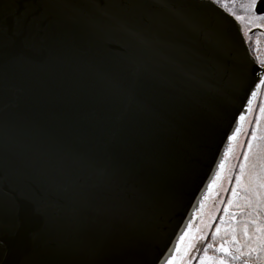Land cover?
Wrapping results in <instances>:
<instances>
[{
  "label": "water",
  "instance_id": "95a60500",
  "mask_svg": "<svg viewBox=\"0 0 264 264\" xmlns=\"http://www.w3.org/2000/svg\"><path fill=\"white\" fill-rule=\"evenodd\" d=\"M254 68L214 0H0V264H166Z\"/></svg>",
  "mask_w": 264,
  "mask_h": 264
},
{
  "label": "rangeland",
  "instance_id": "374dc122",
  "mask_svg": "<svg viewBox=\"0 0 264 264\" xmlns=\"http://www.w3.org/2000/svg\"><path fill=\"white\" fill-rule=\"evenodd\" d=\"M223 2L228 4L226 9L229 11L234 9L237 15H244L243 10L239 8L238 4L233 5L231 0H223ZM240 23L246 36H248V32L253 28L259 27L264 30V27L260 26L264 25V21L249 22L246 20L244 22L240 21ZM257 34L259 35V33ZM260 36V47L264 51V34ZM257 119L260 122L262 121V124L255 131V142L253 141L252 143L250 141L249 143L251 151H249L248 142L245 144L248 134L244 133L237 140L230 162L220 175L217 186L212 192V199L207 208L203 210L202 217L197 223L196 230L192 236L196 237L195 247L192 248L188 256L184 257L185 264H187L188 260H191L192 264L196 260V248L203 243V239H199V237L214 235L216 237L215 247L219 248L222 241L227 242L231 240L233 228L236 229V239L240 241L239 246H231L232 256H235L236 259L224 256L222 253L219 256H211L223 257L227 260L228 264H264V233L256 231L257 225L264 227V223L262 222L264 219V202H262L264 201V189L258 186L259 177L264 175V173H261V162L264 161V115L259 114L255 116L253 113L250 114L248 121L250 128L248 130L253 135ZM245 154L248 155V162L244 169V176L241 178V187L237 188V197L233 199L232 189L236 188V177L240 176V167L245 164ZM245 187L248 188V191H245ZM256 193H260L261 195L258 197ZM244 197H248L251 200V204H248ZM230 200L233 201L231 207L228 205ZM225 209H227V213ZM233 214H235L234 218ZM252 220L255 223H251L250 221ZM246 221H248V237L250 239L245 238L242 231ZM217 227L221 228L219 235H216ZM192 237H190L187 244L190 243ZM225 246L227 247L228 244L226 243ZM237 247H239V251H236ZM180 256H184V254ZM195 264L198 263L195 262Z\"/></svg>",
  "mask_w": 264,
  "mask_h": 264
},
{
  "label": "snow or ice",
  "instance_id": "6c2138e0",
  "mask_svg": "<svg viewBox=\"0 0 264 264\" xmlns=\"http://www.w3.org/2000/svg\"><path fill=\"white\" fill-rule=\"evenodd\" d=\"M214 3L221 5L225 8L228 7V4L226 2H223V0H214ZM231 3L233 5L239 6L240 9L243 10L244 15H237L236 11L234 9L230 10V14L235 17L237 21H249V22H255V21H264V15H257L258 10L264 11V0H231ZM261 27H264V25H260ZM264 70V60L259 61V68H254L253 72L254 74ZM264 86V77L259 78V83L256 85L257 89ZM252 96H256V92H252ZM249 105H251V100L248 101ZM261 114L264 115V107L261 108ZM241 120L244 119V116L240 117ZM237 132L239 129L236 130ZM235 133L229 137V140H234ZM255 139V137H253ZM249 151H251V145H249ZM245 164L241 165L240 167V176L236 177V188L232 189V197L235 199L237 197V188L241 187V178L244 176V169L248 162V155L245 154L244 156ZM254 166V165H253ZM220 168L224 167L223 162L219 165ZM261 173H264V161L261 162ZM258 186L261 189H264V175H261L259 177ZM245 191H248V188L245 187ZM256 195L259 197L261 194L256 193ZM244 199L247 201L248 204H251V200L248 199V197H244ZM264 202V201H262ZM233 201L230 200L228 202L229 207L232 206ZM225 212L227 213V209H225ZM235 214H233L234 218ZM251 223H255L254 220L250 221ZM243 234L245 238L250 239L248 237V221L244 223L243 226ZM256 231L258 233H264V227L257 225ZM221 232V228H216V235H219ZM191 235V225L188 226L187 230L182 232L179 236V239L177 241V244L175 248L172 250V254L170 255L169 259L167 260L166 264H185L184 257L188 256L191 252L192 248L195 247V240L196 237H192V240L188 244L187 249L184 251V256H180L179 253L181 252V248L184 245V242L186 239H188ZM199 239H206V237H199ZM213 240H215V236L213 237ZM226 243L228 246L226 247ZM240 241L236 239V229L233 228L232 230V238L230 241L224 242L222 241L219 245V248L216 249L217 252L224 254V256H229L232 259H236L235 256H232V245L239 246ZM213 248V243H208L206 247L203 248L204 255L199 259V264H228L227 260L223 257H215V256H209L208 250ZM236 251H239V247L236 248ZM187 264H192L191 260L187 261Z\"/></svg>",
  "mask_w": 264,
  "mask_h": 264
},
{
  "label": "flooded vegetation",
  "instance_id": "af4514ba",
  "mask_svg": "<svg viewBox=\"0 0 264 264\" xmlns=\"http://www.w3.org/2000/svg\"><path fill=\"white\" fill-rule=\"evenodd\" d=\"M255 54H256V56H257V58H264V55H263V53H261V52H258V53H256V51H255ZM260 58H259V60H260ZM260 95H261V93H260ZM259 95V96H260ZM247 118V117H246ZM246 118H244V121H245V123H244V127H243V129H242V131H241V134L244 132V129H245V126H246ZM261 124H262V121L260 122V127H261ZM259 131H260V128H259ZM258 134H259V132H258ZM258 134H257V136H258ZM256 136V137H257ZM256 139V138H255ZM254 142H255V140H254ZM259 142V141H258ZM257 146V145H256ZM210 198L212 199V194H211V196H210ZM263 223H264V219H263V221H262ZM200 246V245H199ZM199 246L196 248V251H195V253L196 252H199ZM200 248H201V246H200Z\"/></svg>",
  "mask_w": 264,
  "mask_h": 264
},
{
  "label": "trees",
  "instance_id": "16d2710c",
  "mask_svg": "<svg viewBox=\"0 0 264 264\" xmlns=\"http://www.w3.org/2000/svg\"><path fill=\"white\" fill-rule=\"evenodd\" d=\"M258 34L256 33L254 36H257ZM263 51V50H262ZM263 55H264V52H263ZM264 59V58H263Z\"/></svg>",
  "mask_w": 264,
  "mask_h": 264
}]
</instances>
